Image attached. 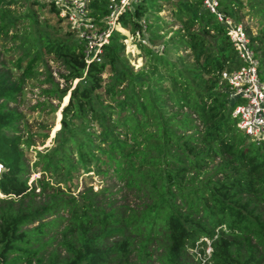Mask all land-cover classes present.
Returning <instances> with one entry per match:
<instances>
[{"label":"trees","instance_id":"obj_1","mask_svg":"<svg viewBox=\"0 0 264 264\" xmlns=\"http://www.w3.org/2000/svg\"><path fill=\"white\" fill-rule=\"evenodd\" d=\"M153 4L141 0L120 21L134 33ZM181 6L188 39L179 42L190 48L195 63L177 68L186 72L179 79L159 57L170 70L169 87L153 77L119 88L124 68L104 86L101 75L106 68L117 71L121 46L110 42L104 61L87 65L81 43L43 39L46 53L79 81L63 112L60 146L43 155L35 170L65 182L82 168L121 182L117 193L90 186L67 199L42 176L38 186L52 191L36 203V187L28 185L23 117L11 108L20 85L0 74V264H148L152 244L161 264H200L189 252L204 253L202 238L212 249L203 264H264V143L248 140L237 128L221 78L238 61L225 25L202 0ZM242 6L239 0H218L217 9L237 23ZM194 24L197 31L190 30ZM249 37L261 77L264 39ZM147 54L157 57L151 49ZM101 90L109 104L102 103Z\"/></svg>","mask_w":264,"mask_h":264},{"label":"rangeland","instance_id":"obj_2","mask_svg":"<svg viewBox=\"0 0 264 264\" xmlns=\"http://www.w3.org/2000/svg\"><path fill=\"white\" fill-rule=\"evenodd\" d=\"M188 1L194 4V0ZM239 1L243 6L239 11L237 23L248 31V35L260 36L264 39V0ZM185 2L187 0H155L156 4H153L140 19L146 26L143 35L141 33L138 35L137 31L133 33L130 27H125L122 22L116 26L115 32L119 36L113 35L118 40L110 42L117 47L121 46L120 61L116 64L117 71L106 68L102 73L104 86L114 82L115 76L124 68V74L120 73L122 83L119 88H128L127 84H129L130 89V82L145 81L153 77L155 79L161 77L156 81L169 87L170 70L162 67L164 64L159 61V57H163L169 65L174 67L173 77L182 79L186 75L183 70L182 74H179L177 68L194 64L195 58L185 42H179L181 37L188 39L184 30L188 21L185 20V13L182 12L181 6ZM0 15L2 18L0 24L4 23L0 27V74H5L10 81L20 85V91L16 94L17 101L11 104V108H15L22 115L25 135L28 137L27 144L24 145L25 162L31 169L28 185L36 187L37 195L34 200L36 203H41L52 191V189L45 191L40 189L36 179L42 176L52 185L54 192L59 188L67 199L71 196L78 197L80 192L90 186L93 192L108 187L110 191L117 193L122 186L121 182L112 178L102 179L92 172H85L82 168H78L72 173L71 180L65 182H60L61 180L55 174L40 173L35 170V163L39 161L37 164L39 166L43 155L60 146L59 129L63 112L67 107L71 90L79 81V78H69V73L62 61L53 54L46 53L42 42L46 37L76 42L77 37L67 22L54 12L45 0H3L0 2ZM221 16L228 17L223 13ZM228 18L237 24L235 20ZM197 28V24H194L190 30L197 31ZM142 37L146 38V43L142 41ZM148 49L153 50L157 57L148 55ZM33 57V62L30 63ZM261 79H264V75H261ZM100 92H102V103L109 104L108 95H105L103 90ZM111 97H114L115 101L119 98L117 94ZM91 130L93 128L89 129ZM247 139L250 140L249 137ZM33 171L35 172L32 173ZM120 193L116 195L117 198L120 197ZM60 213L67 215L65 211ZM52 217L54 216L47 217L44 221ZM36 225L35 222L27 227ZM156 247L157 244L148 247L151 253L145 258L148 264H161L157 260L159 251H155ZM208 247L209 245L204 247V253L191 249L193 253L192 256L189 252L191 261L193 263L200 261L201 264L204 255L211 256ZM200 248L197 247V249Z\"/></svg>","mask_w":264,"mask_h":264},{"label":"built area","instance_id":"obj_3","mask_svg":"<svg viewBox=\"0 0 264 264\" xmlns=\"http://www.w3.org/2000/svg\"><path fill=\"white\" fill-rule=\"evenodd\" d=\"M63 18L72 31L76 41L82 44L84 62L100 64L104 61L105 48L110 44L120 17L132 12L141 0H45ZM203 5L225 25L238 65L231 70H223L221 78L232 116L238 129L256 144L264 143V81L259 74L260 61L255 53L250 37L241 24H235L218 11L217 0H202ZM97 4L99 11L94 7ZM226 16V15H225ZM138 35L145 33L146 26L141 22ZM135 31V32H136ZM134 32V33H135ZM146 38L142 41L146 43ZM3 165L0 163V177ZM2 196V194H0ZM206 245L211 246L207 238ZM198 255H201L197 253ZM210 257V256H209ZM207 255L201 259L205 263Z\"/></svg>","mask_w":264,"mask_h":264},{"label":"clouds","instance_id":"obj_4","mask_svg":"<svg viewBox=\"0 0 264 264\" xmlns=\"http://www.w3.org/2000/svg\"><path fill=\"white\" fill-rule=\"evenodd\" d=\"M260 61V60H259ZM259 69H260V66H259ZM228 106H229V104H228ZM231 113H232V109H231ZM232 115V114H231ZM233 117V116H232ZM234 118V117H233ZM235 119V118H234ZM236 121V120H235ZM238 128V127H237Z\"/></svg>","mask_w":264,"mask_h":264}]
</instances>
